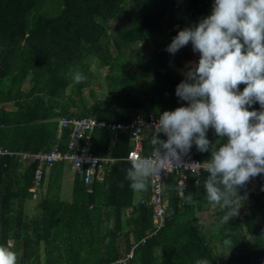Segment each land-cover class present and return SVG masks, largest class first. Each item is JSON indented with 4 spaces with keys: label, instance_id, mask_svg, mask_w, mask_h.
Returning a JSON list of instances; mask_svg holds the SVG:
<instances>
[{
    "label": "trees",
    "instance_id": "trees-1",
    "mask_svg": "<svg viewBox=\"0 0 264 264\" xmlns=\"http://www.w3.org/2000/svg\"><path fill=\"white\" fill-rule=\"evenodd\" d=\"M55 1L0 0V147L31 153L53 146L65 150L69 129L59 134L61 117L95 116L128 123L126 111L163 114L190 106L176 95L178 85L187 82L182 80L179 59L190 54H172L175 64L166 49L179 31L198 26L212 14L214 0H57L59 9L51 14ZM110 19L126 24L111 33ZM149 38L156 48L146 53L154 58L152 66H143L153 73L146 85L137 74L120 70L116 57ZM111 45L118 48L114 58ZM90 55L108 67L105 78L114 89L108 100L94 99L88 105L82 95L95 78L84 61ZM76 71L86 80L75 83L71 74ZM244 87L241 84L240 91ZM88 94L93 97L94 91L89 88ZM8 102L15 108H8ZM253 110H261L259 103L249 108ZM154 134L145 132L143 155L151 153ZM159 139L164 140L163 133ZM207 139L213 145L224 142L214 129H209ZM92 142L95 154L116 160L100 180L94 178L91 192L75 173L70 201L59 198L61 187L56 185L64 162L43 169L42 192L33 197L36 162L0 156V246L17 252L19 264H196L198 259L209 264H264V174L252 178L259 190L250 182L239 189L240 197L246 190L251 200L248 211L218 230L216 225L225 214L218 205L211 222L200 219L211 205L204 187L209 174L188 175L184 194L193 195L198 202L193 205L178 195L177 179L171 175L165 193L174 213L150 235L154 230L151 209L135 200L126 178L131 167L126 159L131 149L129 130L97 129ZM193 151L200 160L211 159V151L200 152L195 144ZM33 198L37 208L27 213V201ZM225 231L231 233V250L223 247V240L229 238ZM219 249L228 252L223 262Z\"/></svg>",
    "mask_w": 264,
    "mask_h": 264
},
{
    "label": "clouds",
    "instance_id": "clouds-1",
    "mask_svg": "<svg viewBox=\"0 0 264 264\" xmlns=\"http://www.w3.org/2000/svg\"><path fill=\"white\" fill-rule=\"evenodd\" d=\"M189 43L200 59L176 95L190 106L163 112L154 125L152 154H130L126 178L133 190L146 191L162 171L180 165L193 144L200 152L211 151L209 161L184 166L194 175L201 169L209 174L206 199L225 213L218 230L239 215V189L264 174V0H214L212 14L179 31L166 51L174 55ZM71 76L75 83L86 80L80 71ZM241 84L246 85L243 91ZM255 103L261 110L249 111ZM209 129L224 142L213 145L207 139ZM161 133L166 141L159 139ZM184 191L185 186L180 195L188 204L198 203ZM225 236L223 247L231 250V233L225 231ZM0 264H19L18 253L0 246ZM196 264L209 261L198 259Z\"/></svg>",
    "mask_w": 264,
    "mask_h": 264
},
{
    "label": "built area",
    "instance_id": "built-area-1",
    "mask_svg": "<svg viewBox=\"0 0 264 264\" xmlns=\"http://www.w3.org/2000/svg\"><path fill=\"white\" fill-rule=\"evenodd\" d=\"M129 117L128 123L122 122H107L103 119H98L95 116L87 117H61L58 121L59 134L61 130L69 129L67 148L65 150L59 149L58 146H53L48 150L38 151L35 153L31 152H20L10 150L8 148L0 147V156H9L19 158L21 160H29L36 162V168L33 171L32 187L35 195L41 193V184L44 181V170L45 168H51L59 162L67 163L74 173L80 175L84 183L88 186L87 192H91L89 185L96 177L98 180L101 179L105 168L113 164L116 158L108 155H97L92 151V133L97 129H109L110 131H124L129 130L130 132V145L131 149L126 157L129 160L130 154L143 155V140L144 134L147 131H153L155 133L154 125L158 122L159 117L162 114L144 115L141 112H125ZM167 140V136L164 135V141ZM153 150V149H152ZM151 153L144 156H150ZM209 160H200L196 157L193 146L187 155L182 156V163L177 165L174 170L168 172L162 171L160 173V179H155L149 183L147 188L148 197L140 196L138 198L139 204H144L149 207L152 212L154 221V230L150 235H153L159 230L166 222L169 215L174 213L173 207L169 206V200L165 193L166 183L171 175H175L178 185V195L184 188L186 190L187 179L190 170H187L184 165L191 163H204ZM202 169L198 175L202 174ZM197 181H195V184ZM185 193V191H184ZM144 240V239H143ZM131 257V253L128 255Z\"/></svg>",
    "mask_w": 264,
    "mask_h": 264
},
{
    "label": "rangeland",
    "instance_id": "rangeland-1",
    "mask_svg": "<svg viewBox=\"0 0 264 264\" xmlns=\"http://www.w3.org/2000/svg\"><path fill=\"white\" fill-rule=\"evenodd\" d=\"M59 6L60 4L56 0L53 4V9L51 10L50 13L56 14L57 10L59 9ZM125 24L126 23L122 19H119V20L110 19L107 23V26H109V32L117 33V31L115 30L121 29ZM176 28L177 27H174L173 29H169L167 34H170L172 30H175ZM169 37L170 35H167L168 39ZM155 48H156L155 42H153L151 38H149V40L145 44H142V43L132 44L129 49H124V51L121 54H119V56L116 57L117 58L116 61L119 65V69L120 70L125 69L129 73H134L135 75L137 74L139 76L138 78L141 79L140 82L142 84L145 83L146 85H148L153 79L152 77L153 73L152 71L148 72V71L143 70V66L153 65V62H154L153 56L150 57L149 54H146V53H151V52L153 53ZM110 49H111L110 50L111 57L114 58L118 54V48L114 45H111ZM178 53L180 55L184 53L190 54V58L179 59L180 63H182V65L179 66L180 67L179 69H182V66H185V65L187 66L186 68H183L182 71H180V74L183 76L182 80L185 79V81H187L186 73L192 69L189 67V64H193L194 67L197 66L199 63L200 54L193 51V46L190 43L185 48H183L182 51L179 50ZM168 56L170 57L169 61L173 62V59H175V64H176L175 56H172L171 53H168ZM84 61L89 62L90 71L93 74H95V78H93V84H91L90 86H88L87 88L83 90L82 96L85 102L88 105H90L93 103L94 99L108 100L111 97L110 89L111 88L114 89L113 84L105 78V75L106 73H108V70H109L108 67L100 66L97 63L98 59L96 57H92L91 55L88 56L87 59H85ZM148 87L149 86H144V88H148ZM89 88H91L94 91L93 97H91L88 94ZM166 96H168V92H166ZM250 183L255 191L259 190V186L254 184L253 179L250 180ZM71 192H72V180H71L70 188H69L70 197H71ZM33 197H36V195L33 194ZM242 197H243V200L245 197L246 201L243 203V208L240 210V212H246L248 211V205L251 202L246 190L243 191ZM37 204H38V201H36V199L34 200L33 198L32 200H30V206L27 205L26 207L27 213H30L32 209L35 210L37 208ZM31 205H32V208H31ZM213 214H214V210L212 209L209 210V213L205 215L202 214V216H200L201 222H206V221L207 223L211 222L214 216ZM214 244L217 248L219 247L218 243H214ZM9 245L13 246L14 242L10 240ZM227 254L228 252L226 250L219 249L218 250L219 260L223 262Z\"/></svg>",
    "mask_w": 264,
    "mask_h": 264
},
{
    "label": "crops",
    "instance_id": "crops-1",
    "mask_svg": "<svg viewBox=\"0 0 264 264\" xmlns=\"http://www.w3.org/2000/svg\"><path fill=\"white\" fill-rule=\"evenodd\" d=\"M185 59V58H184ZM185 65V64H184ZM183 68H186L187 66L185 65V66H182ZM189 67L190 68H193L194 66H193V64H189ZM7 107L8 108H10V109H13V108H15L14 107V105H13V102H8L7 103ZM59 166V165H58ZM63 168H62V170H61V172H60V174H59V176H58V179H57V183H56V185H60V189H58L59 190V194H58V196H59V198L61 199V200H66V201H70L71 200V197H72V192H71V197L69 196V188H70V183H71V180L73 181V179H74V175H75V173L71 170V168H70V166L67 164V163H63ZM70 173H71V175H70ZM47 180L48 179H46V182H45V193L47 192ZM52 190V189H51ZM51 190H49V192L50 193H53V191L51 192ZM148 194V190H146V191H135V200H137L138 199V197H140V196H142L143 194ZM246 200H245V197H244V202H245ZM27 205L28 206H30V200L29 201H27ZM31 207H32V205H31ZM214 208H215V206H213V205H210L209 207H207L203 212H202V214L203 215H205V214H207V213H209V210L210 209H212V210H214ZM243 208V204H242V207H241V209ZM207 222V221H206ZM205 222V223H206Z\"/></svg>",
    "mask_w": 264,
    "mask_h": 264
},
{
    "label": "bare ground",
    "instance_id": "bare-ground-1",
    "mask_svg": "<svg viewBox=\"0 0 264 264\" xmlns=\"http://www.w3.org/2000/svg\"><path fill=\"white\" fill-rule=\"evenodd\" d=\"M21 152V151H20Z\"/></svg>",
    "mask_w": 264,
    "mask_h": 264
}]
</instances>
